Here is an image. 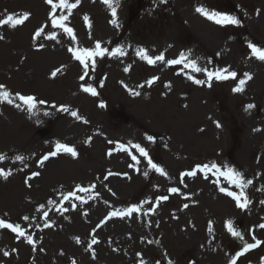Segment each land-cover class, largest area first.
Masks as SVG:
<instances>
[{
    "label": "rangeland",
    "instance_id": "374dc122",
    "mask_svg": "<svg viewBox=\"0 0 264 264\" xmlns=\"http://www.w3.org/2000/svg\"><path fill=\"white\" fill-rule=\"evenodd\" d=\"M115 7L116 26L102 0H78L71 14L57 8L69 35L52 26L45 0H0V20L30 13L15 28L0 25V85L12 101L0 102V170L10 173L0 176V220L24 232L0 228V264H264V61L249 48L264 49V0ZM198 7L239 23L217 24ZM97 42L105 55L85 69L73 53ZM140 50L164 60L149 64ZM16 94L46 103L29 111ZM58 143L77 156L57 151ZM228 169L241 174L243 189ZM241 191L246 208L225 194ZM129 208L137 211L125 215Z\"/></svg>",
    "mask_w": 264,
    "mask_h": 264
},
{
    "label": "snow or ice",
    "instance_id": "6c2138e0",
    "mask_svg": "<svg viewBox=\"0 0 264 264\" xmlns=\"http://www.w3.org/2000/svg\"><path fill=\"white\" fill-rule=\"evenodd\" d=\"M102 2H104L109 7V9L111 10V15L113 17L111 23L114 26H116L117 25V21L115 19V17H116L115 0H102ZM164 2H166V0H164ZM45 3H47V4H49L51 6V11H50V14H49V18H50V20L52 22V26L53 27H59V28L63 29V31L66 32L67 34L72 35V29L65 25V21L67 20V17L64 16V15H60L59 18H57L56 12H57V8H60L62 10L63 9H67L69 14H71L72 9L77 6L78 0H77L76 4H70V3H68V0H58L57 3H54L53 0H45ZM196 11L198 13H200L201 15L205 16L207 19L212 20V21H214L217 24L232 25V24H238L239 23V21L236 20L232 16L222 15V14H220L218 12H208L203 7H198L196 9ZM29 17H30V13H27V12L22 13V14H18V15L17 14H10V15L7 16L6 19L0 20V25L8 24L11 27L15 28L18 25H22L26 20L29 19ZM85 20H87V17H85ZM43 31H44V29H43V27H41L40 29H38L36 31L35 36L39 37ZM2 38L3 37H0V39H2ZM49 38L50 39H55V36H50ZM249 48L251 49L252 54L258 60L264 61V49L258 48V47H256L253 44H249ZM116 51L120 52L121 50L117 49ZM105 52H106V49H102L100 43L97 42L96 45H95V50L94 51H92V50H84L82 53L80 51H76V52L73 53V55H74L75 59H77L82 65H84V68L87 69L89 65L86 62V60H91L92 67L94 68L95 67V58L96 57H103L105 55ZM138 55H140V58L143 59V60H146L147 63H149V64H154L156 62V60H159V61H163L164 60V57L162 55L156 57L155 59H153V58L149 57L146 54V52H144V50H140ZM184 59H185V57L183 55H181L179 60L168 61V63L169 64H179ZM190 66L195 71L199 70V69L196 68L194 63H192ZM125 71H127V69H125ZM206 74L209 77V79L213 78V76H215L216 79H225L226 78L224 75H222L220 73L207 72ZM55 75H56V73L54 72L53 76H55ZM245 76H246V79H249V80L251 79L250 75L245 74ZM230 77L231 78H235L236 77V73H234V72L230 73ZM83 78L84 77L82 76L81 79H83ZM194 82L198 83V84L201 83V81H199V80L194 81ZM151 83H152V81H149V84H151ZM244 83H245V80H240V85L241 86ZM3 88H4V86L0 85V102L12 103L11 99L9 98L11 94L9 92H7V91H3ZM82 90L84 92L90 93L93 96L97 95L96 91L93 88H91V87L82 86ZM234 91L240 92V91H243V88L242 87H237V88L234 89ZM16 95H17V99L20 102H22L27 107V109L29 111L33 110L36 107L37 102L40 103V104L46 103L43 100L37 101V99L35 97H33V96H24V95H20V94H16ZM137 95H138V93H137ZM16 107L19 108L20 105H16ZM101 107H103V105H101ZM248 107L251 108L252 105H248ZM62 110L63 111H68L67 108H63ZM71 114L74 117H77L79 119V117H78L76 112H72ZM219 126L220 125L217 124V127H219ZM148 139L152 140L153 137L149 136ZM133 147H135L136 150L139 151V153L141 155H143L146 158L148 157V153L146 152V150L143 147H141L138 144L134 145ZM56 148H57V151L62 150L64 153L70 154L73 158H75L77 156V152H76V150L74 148H71V147H68L66 145L59 144V143L56 145ZM50 155L51 156H55V155H57V152H52ZM3 159H4V157L0 156V160H3ZM16 159L17 160H22L23 157L17 156ZM48 159H49V156L46 155L39 161V163L42 165ZM133 159H135V157H133ZM148 163L157 172H160L162 175L164 174L163 170L158 168L155 164H153L150 159H149ZM211 167L213 169H215L216 171H220L219 168H217V166L215 164L211 165ZM208 168H209V165H203V170L205 172L208 170ZM195 174H196L195 172H189V173H185L184 175L194 176ZM8 175H10V173H5L3 170H0V176H3L5 179H7ZM38 175H39L38 172L33 173V176H38ZM145 175H147V173H145ZM228 175L231 178H233V182H234V184H235V186L237 188L243 189L245 187V183L246 182H245L244 178L241 176L240 173L235 172L232 169H228ZM247 183H250V181H248ZM79 191L83 192V191H87V190L84 189V188H79ZM170 191L172 193H176L178 190H177V188H171ZM221 191L223 192L224 189H221ZM225 194L230 196V197H232L236 201L237 207H239V208H246L247 207L248 200H247V197L245 196L243 191H241L238 195L233 193V192H226ZM69 195H72V194L70 193ZM161 199L166 200L167 196L162 197ZM185 207H187V205H185ZM135 211H137L136 208H129L127 210V213H125V215H130L132 212H135ZM111 215L119 216L121 214L114 212ZM25 219H27V218L25 217ZM260 227L264 228V224L260 225ZM0 228L10 229L11 231L17 233L19 236H24V232L21 230V228L18 225L14 226L13 224L6 223L3 220H0ZM228 230L234 237H240L242 239V237L240 236V233L238 231L234 230L233 226L231 225V222H229V224H228ZM26 240H27V242L29 244L33 243L31 236H27ZM77 242H79V241H77ZM96 242L97 241L95 240V238H93V243H96ZM259 244H260V241H256L255 244H252V243L245 244L244 248H243V251L237 253V256L238 257L242 256L245 252L257 247ZM4 255L7 256L8 253L5 252ZM231 264H236V260L233 259L231 261Z\"/></svg>",
    "mask_w": 264,
    "mask_h": 264
},
{
    "label": "bare ground",
    "instance_id": "6f19581e",
    "mask_svg": "<svg viewBox=\"0 0 264 264\" xmlns=\"http://www.w3.org/2000/svg\"><path fill=\"white\" fill-rule=\"evenodd\" d=\"M260 167H262V166H260Z\"/></svg>",
    "mask_w": 264,
    "mask_h": 264
}]
</instances>
